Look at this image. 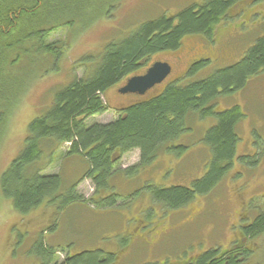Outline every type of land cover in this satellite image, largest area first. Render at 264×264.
<instances>
[{
	"label": "rangeland",
	"instance_id": "obj_1",
	"mask_svg": "<svg viewBox=\"0 0 264 264\" xmlns=\"http://www.w3.org/2000/svg\"><path fill=\"white\" fill-rule=\"evenodd\" d=\"M195 1L201 0H93L90 7L79 2L78 8L61 13V17L72 19V24H63L44 37L45 43L63 44L60 57L38 51L34 38L17 46L29 53L19 54L14 64L10 63L18 52L7 54L3 70L7 77L0 84V93L6 95L4 104L8 105L0 103L5 118L0 129V175L23 148L29 122L43 115L54 94L73 78L93 70L106 43L123 39L147 19L178 12ZM67 5L62 3V7ZM101 9L104 14H99ZM234 12L230 6L215 24L211 45L199 34L186 35L178 51L156 54L151 60H166L173 65L168 80L184 74L193 59L204 60L205 65L183 82L237 62L254 39L264 35V15L249 20L247 12ZM12 35L18 41L24 37L18 32ZM121 85L104 91L103 100L110 108L89 116L85 125L107 123L115 118L117 106L139 99L118 96L116 89ZM216 104L219 109L238 105L244 113L236 126L233 165L213 189L195 194L177 209L153 200L151 192L164 186H189L204 175L210 154L203 134L214 124V117L195 120L189 130L172 141L180 154L165 152L150 168L142 167L134 175H114L113 184L109 183L112 188L108 186L97 195H93L90 177L83 176L88 167L84 158L66 154L67 143L50 147L52 150L45 147L38 160V165L44 166L43 173L60 172L64 187L81 179L77 191L88 199L93 195V200L65 208L44 202L19 213L0 193V264H38L32 246L40 237L57 250L53 260H62L68 252L91 250L108 260L106 253L113 254L109 264H141L162 252L169 254L168 264H173L178 252L194 256L216 244L227 247L239 237L233 232L238 224L258 211L264 212V72L247 78L241 89L218 96ZM239 156L245 157L239 161ZM138 157V149H131L119 157L116 167L137 164ZM100 196L113 197L114 206L96 204ZM151 240L154 244L149 246L146 241ZM243 242L251 252L239 264H264V232Z\"/></svg>",
	"mask_w": 264,
	"mask_h": 264
},
{
	"label": "trees",
	"instance_id": "obj_2",
	"mask_svg": "<svg viewBox=\"0 0 264 264\" xmlns=\"http://www.w3.org/2000/svg\"><path fill=\"white\" fill-rule=\"evenodd\" d=\"M91 1L0 0V84L7 77L3 72L6 55L18 52L10 63L14 64L19 54L29 53L17 47L24 40L34 38L39 44L38 51L60 57L63 44L57 41L45 43V35L63 24H72V19L61 17L62 12L78 8L79 2L81 6L90 7ZM234 1H195L178 12L147 19L123 39L106 43L93 70L73 78L54 94L47 111L29 122L23 148L0 175V193L11 201L13 208L19 213H27L44 202L54 203L58 208L92 202L93 195L108 186L112 188L109 183L113 184L116 175H134L142 171V167L150 168L165 152L180 154L178 148L175 151L172 141L189 130L195 120L206 117L215 118L214 124L203 134L210 154L209 168L207 166L204 175L189 186L159 187L151 192V198L168 209H177L195 194L213 189L233 165L238 140L236 126L244 116L238 105L219 109L216 100L220 95L241 89L250 76L264 72V35L256 37L240 60L233 64L205 77L183 82L196 68L205 65L204 60H192L184 74L159 85L154 95L133 101L113 120L88 126L85 121L89 116L107 110L102 96L108 87L156 61L151 60L153 55L178 51L186 35L199 34L213 40L215 24ZM64 2L68 5L62 7ZM99 14H104L102 9ZM15 32L24 37L14 40L12 33ZM5 96L4 92L0 93V103L3 101L2 105L8 106L4 104ZM2 111L0 108V129L5 119ZM63 143L68 144L66 154L79 155L88 163L83 176L90 177L93 182L94 194L89 199L77 191L81 179L64 187L60 172L43 173L44 166L38 165L45 147L54 149ZM131 149H138V163L126 168L116 167L119 157ZM244 157L237 159L242 161ZM95 201L101 206L115 204L111 196H100ZM233 232H238L239 237L227 247L209 246L184 264H238L239 257L247 258L251 252L243 241L264 232V212L258 211L247 222L238 224ZM32 251L38 264H109L113 256L106 253L110 257L108 260L95 251L83 250L68 252L60 261L53 260L57 250L44 243L41 237L33 244Z\"/></svg>",
	"mask_w": 264,
	"mask_h": 264
},
{
	"label": "flooded vegetation",
	"instance_id": "obj_3",
	"mask_svg": "<svg viewBox=\"0 0 264 264\" xmlns=\"http://www.w3.org/2000/svg\"><path fill=\"white\" fill-rule=\"evenodd\" d=\"M262 2H261V8H259V3H260V0H235L233 3H232V7L235 9V12L238 10V13L239 14H241V13H245V12H247V15H248V17H251V18H249V20H251L252 19V17H254V16H256V15H264V12L263 11H261L262 9H264V0H261ZM258 5V6H257ZM228 10V9H227ZM227 10L224 12V14L226 15V13H227ZM234 12V13H235ZM206 40H210V39H206ZM210 42H211V40H210ZM194 60V59H193ZM156 61H158V60H156ZM156 61H154V62H156ZM161 61H166V60H161ZM153 62V63H154ZM166 62H168L169 63V65H170V67H171V71H170V73H169V75L160 83V84H157V85H154L153 87H151L150 89H148V90H146L144 93H142V94H139V93H131V92H126V93H122V92H120V88L121 87H123L125 84H126V82H127V80L129 79V78H131V77H133V76H137V75H143V74H145V72L147 71V69L153 64L152 62H150L148 65H146V66H143V67H141V69H140V71H137L136 72V74H133V75H131L130 77H128V78H125V79H122V80H120L119 82H117L116 84H121L122 83V85H121V87H118L117 89H116V92L118 93V96H120V97H122V96H134V97H137V98H142V97H148V96H151V95H154L155 94V89H157V87L159 86V85H161V84H164V83H166L167 81H169L168 79H169V77L171 76V74H172V72H173V65L169 62V61H166ZM192 63V61L190 62V64ZM190 64H189V66H190ZM189 66H187V68L189 67ZM186 68V69H187ZM186 71V70H185ZM116 84H114V85H116ZM105 96V95H104ZM106 97H107V95H106ZM105 103H106V105H107V107L108 106H111L109 103H107L106 101H105ZM130 103H132V102H130ZM130 103H124V104H122V105H120V106H117V108H115V110H116V114H115V117H117L118 115H119V113L121 114L122 112H123V110L130 104ZM108 108H110V107H108ZM112 108V107H111ZM139 158V157H138ZM139 160V159H138ZM148 244H149V246H151V245H153L154 243H153V241L151 240V241H146ZM159 244V241H157V243H156V245L155 246H157ZM173 253V252H172ZM178 254H181V252H178V253H175L174 255H175V257H173L174 258V263L173 264H184L187 260H194L195 259V255L194 256H189V254H185V256H181V255H178ZM159 256H160V258H159ZM156 259H154V260H149L148 262L147 261H143L141 264H146V263H151V264H168L170 261H171V257L169 256V254H167V252H162L160 255H159ZM163 256V257H162ZM197 256V255H196ZM64 258V257H63ZM239 260H245V258H238V264L240 263L239 262ZM241 261V262H242Z\"/></svg>",
	"mask_w": 264,
	"mask_h": 264
},
{
	"label": "water",
	"instance_id": "obj_4",
	"mask_svg": "<svg viewBox=\"0 0 264 264\" xmlns=\"http://www.w3.org/2000/svg\"><path fill=\"white\" fill-rule=\"evenodd\" d=\"M171 67L166 61L154 62L143 75L129 78L126 84L120 88V92L142 94L156 84L161 83L170 73Z\"/></svg>",
	"mask_w": 264,
	"mask_h": 264
},
{
	"label": "bare ground",
	"instance_id": "obj_5",
	"mask_svg": "<svg viewBox=\"0 0 264 264\" xmlns=\"http://www.w3.org/2000/svg\"><path fill=\"white\" fill-rule=\"evenodd\" d=\"M249 48V47H248Z\"/></svg>",
	"mask_w": 264,
	"mask_h": 264
}]
</instances>
